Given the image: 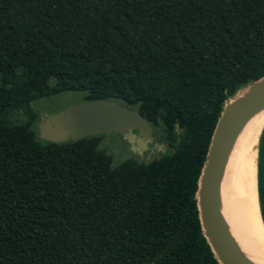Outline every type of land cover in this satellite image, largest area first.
<instances>
[{
	"label": "trees",
	"instance_id": "16d2710c",
	"mask_svg": "<svg viewBox=\"0 0 264 264\" xmlns=\"http://www.w3.org/2000/svg\"><path fill=\"white\" fill-rule=\"evenodd\" d=\"M263 76L264 0H0V264H219L198 179L224 105ZM62 92L136 110L168 151L41 140L34 104Z\"/></svg>",
	"mask_w": 264,
	"mask_h": 264
},
{
	"label": "water",
	"instance_id": "95a60500",
	"mask_svg": "<svg viewBox=\"0 0 264 264\" xmlns=\"http://www.w3.org/2000/svg\"><path fill=\"white\" fill-rule=\"evenodd\" d=\"M262 111L264 76L241 88L224 105L198 179L196 200L201 230L219 264H252L239 251L220 214L219 184L233 142L246 122ZM38 125V138L54 144L116 133L142 154L153 141L152 128L136 110L103 99L68 105L52 115L41 116Z\"/></svg>",
	"mask_w": 264,
	"mask_h": 264
},
{
	"label": "bare ground",
	"instance_id": "6f19581e",
	"mask_svg": "<svg viewBox=\"0 0 264 264\" xmlns=\"http://www.w3.org/2000/svg\"><path fill=\"white\" fill-rule=\"evenodd\" d=\"M263 123L264 111L243 126L233 142L219 184L220 214L239 251L252 264H264V226L256 185V142Z\"/></svg>",
	"mask_w": 264,
	"mask_h": 264
},
{
	"label": "rangeland",
	"instance_id": "374dc122",
	"mask_svg": "<svg viewBox=\"0 0 264 264\" xmlns=\"http://www.w3.org/2000/svg\"><path fill=\"white\" fill-rule=\"evenodd\" d=\"M82 101L83 93L81 92H62L52 97L35 102L34 108L42 117H44L61 111L68 105L78 104ZM260 134L261 130L258 134L257 142ZM100 140L101 148L104 149L106 153L111 155L113 161L116 163L128 158H133L138 162H148L159 158L168 151L166 147L161 146V149L160 147H157L156 150L143 154L144 156L138 155L136 152H134L135 150L133 149V147L130 146L127 141L123 139V137L121 138L120 135L114 133L106 135ZM257 142L256 147L258 145Z\"/></svg>",
	"mask_w": 264,
	"mask_h": 264
},
{
	"label": "flooded vegetation",
	"instance_id": "af4514ba",
	"mask_svg": "<svg viewBox=\"0 0 264 264\" xmlns=\"http://www.w3.org/2000/svg\"><path fill=\"white\" fill-rule=\"evenodd\" d=\"M134 133H135V131H134ZM153 140V139H152ZM128 143V142H127ZM130 146H132L130 143H128ZM159 146H160V144L158 143V142H156V141H152V143L150 144V145H148V149L147 150H145L142 154H139L138 152H136V151H134V152H136L138 155H142V156H144L143 154H146V153H149L150 151H154V150H156V148L158 147L159 148ZM162 147L160 146V149H161Z\"/></svg>",
	"mask_w": 264,
	"mask_h": 264
}]
</instances>
